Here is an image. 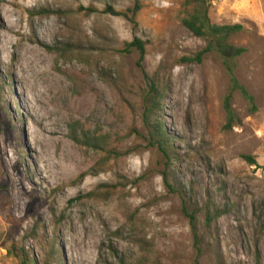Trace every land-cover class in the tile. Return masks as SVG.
Masks as SVG:
<instances>
[{"label":"rangeland","instance_id":"1","mask_svg":"<svg viewBox=\"0 0 264 264\" xmlns=\"http://www.w3.org/2000/svg\"><path fill=\"white\" fill-rule=\"evenodd\" d=\"M199 2L242 25L229 40L247 49L235 73L255 109L234 92L230 124L226 61L183 24ZM155 120L178 159L150 140ZM206 204L221 213L210 229ZM22 250L264 264V0H0V264Z\"/></svg>","mask_w":264,"mask_h":264},{"label":"trees","instance_id":"2","mask_svg":"<svg viewBox=\"0 0 264 264\" xmlns=\"http://www.w3.org/2000/svg\"><path fill=\"white\" fill-rule=\"evenodd\" d=\"M183 24L196 36L205 38L208 41V46L201 52H208L210 50H216L226 61V69L230 76V91L226 96L225 100V108L228 115L229 124L236 119L235 113L230 105V100L234 92H239L251 105L252 109H255L254 106V96L250 94L247 89L239 82L235 73V59L243 55L247 49L245 47L236 46L230 42L231 36L240 32L242 30L241 24L234 25H217L212 24L210 22L208 16V8L203 5V3H197L194 10L190 15L183 19ZM132 45H137L141 52V59H144L145 56V46L139 41L135 40ZM159 92L156 91L155 88L151 91L150 96L155 98ZM152 112V109L150 110ZM152 117V114H151ZM152 126L149 128L150 140L154 141L158 147L161 149L163 153L169 159H178V152L176 151L175 145L171 142L169 134H167L166 130L163 129L162 124L157 120L151 124ZM77 141H83L81 137H75ZM91 147L97 148L96 142H91ZM244 158L251 162L255 163V159L253 156L244 155ZM168 181V179H166ZM205 223L206 226L210 229L214 221L221 215L218 210L213 209L210 204H206L205 210ZM191 219L195 222L193 224V231L195 237L198 238V233L196 232V217L191 214ZM199 241L195 242L198 246ZM198 252L200 251V247L197 248ZM19 258L20 264H34L31 259H29L28 255L25 253V250H22L19 254H17ZM195 264H201L198 260H196Z\"/></svg>","mask_w":264,"mask_h":264},{"label":"bare ground","instance_id":"3","mask_svg":"<svg viewBox=\"0 0 264 264\" xmlns=\"http://www.w3.org/2000/svg\"><path fill=\"white\" fill-rule=\"evenodd\" d=\"M29 53H31V52H29ZM32 57V56H31ZM28 59V58H27ZM31 59V58H30ZM32 59H34L33 57H32ZM34 61V60H33ZM26 66V65H25Z\"/></svg>","mask_w":264,"mask_h":264}]
</instances>
